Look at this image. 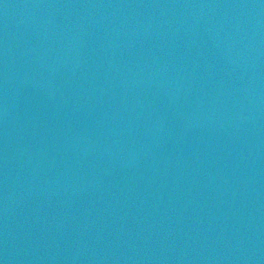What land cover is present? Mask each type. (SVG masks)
<instances>
[{
  "label": "water",
  "instance_id": "obj_1",
  "mask_svg": "<svg viewBox=\"0 0 264 264\" xmlns=\"http://www.w3.org/2000/svg\"><path fill=\"white\" fill-rule=\"evenodd\" d=\"M0 264H264V0H0Z\"/></svg>",
  "mask_w": 264,
  "mask_h": 264
}]
</instances>
